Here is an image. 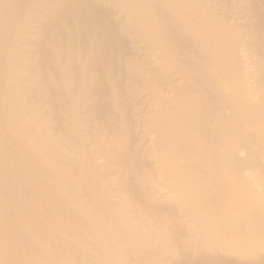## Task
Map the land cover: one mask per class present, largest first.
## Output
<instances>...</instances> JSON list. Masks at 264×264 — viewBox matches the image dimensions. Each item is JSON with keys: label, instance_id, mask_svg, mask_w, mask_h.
<instances>
[{"label": "bare ground", "instance_id": "1", "mask_svg": "<svg viewBox=\"0 0 264 264\" xmlns=\"http://www.w3.org/2000/svg\"><path fill=\"white\" fill-rule=\"evenodd\" d=\"M0 264H264V0H0Z\"/></svg>", "mask_w": 264, "mask_h": 264}]
</instances>
